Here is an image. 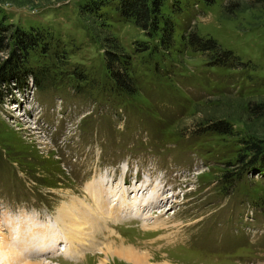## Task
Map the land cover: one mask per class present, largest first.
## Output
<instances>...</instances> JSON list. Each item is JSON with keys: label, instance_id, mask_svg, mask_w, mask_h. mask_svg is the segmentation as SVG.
I'll return each instance as SVG.
<instances>
[{"label": "rangeland", "instance_id": "obj_1", "mask_svg": "<svg viewBox=\"0 0 264 264\" xmlns=\"http://www.w3.org/2000/svg\"><path fill=\"white\" fill-rule=\"evenodd\" d=\"M89 2L0 0V238L16 229L52 245L41 233L70 235L57 218L68 206L86 223L83 236L61 237L71 257L44 259L19 241L21 257L5 264H131L110 251L148 264H264V162L248 146L264 139V106L253 108L264 103V0H162L168 46L162 21L144 30L120 15L121 0L96 14ZM17 31L42 38L21 50ZM194 31L242 66L216 64L189 44ZM110 44L132 93L107 68Z\"/></svg>", "mask_w": 264, "mask_h": 264}, {"label": "trees", "instance_id": "obj_2", "mask_svg": "<svg viewBox=\"0 0 264 264\" xmlns=\"http://www.w3.org/2000/svg\"><path fill=\"white\" fill-rule=\"evenodd\" d=\"M107 0H90L89 4L86 6L85 10L91 14H96L99 12V9L102 5L105 4ZM206 3L212 2V0H204ZM260 1V0H257ZM162 5V0H121L120 6L118 8L120 15L125 19H131L137 27L141 29H155L158 30L159 21L163 22L162 30L164 34L161 37L160 43L163 46H168L171 41L172 32H173V23L172 21L163 16L160 11V7ZM2 30V29H0ZM36 32L33 31H17L14 35L15 41H17L18 48L21 50H27L33 45H36L38 42L39 36H35ZM188 42L191 45L196 46L198 50L205 51L209 50L213 52L212 59L218 65H228L230 60H233L232 66H242V62H240L239 57L233 56L230 50H224L220 47V45L212 38H203L199 36L195 31L188 34ZM113 39V38H112ZM110 41V40H108ZM1 43V42H0ZM111 45V44H110ZM115 45H111L110 48L105 50L106 60H107V68L111 72V75L116 80V84L127 91L128 93H132V82L131 79L127 76V62H124L123 71L116 72L113 70L112 63H120L121 56L123 54H117L115 51ZM212 60V61H213ZM122 64L120 63V66ZM118 66V67H120ZM119 69V68H118ZM9 71V70H8ZM3 77L13 76V73L5 72L3 73ZM264 103L255 104L254 109L263 108ZM217 130H220L224 133H229L231 131V127L226 123L218 122L216 123ZM263 143V144H262ZM249 150L253 156V159L258 157V161L262 163L264 162V154L262 153V149L264 147V139H253L248 141Z\"/></svg>", "mask_w": 264, "mask_h": 264}, {"label": "bare ground", "instance_id": "obj_3", "mask_svg": "<svg viewBox=\"0 0 264 264\" xmlns=\"http://www.w3.org/2000/svg\"><path fill=\"white\" fill-rule=\"evenodd\" d=\"M142 186L141 185H139L138 187H136L135 189H134V193L136 194H138V192H140V191H142L140 188H141ZM89 191V190H88ZM90 192V191H89ZM126 192V191H125ZM127 193V192H126ZM130 193V192H129ZM142 192H141V196H142ZM91 195V194H90ZM95 196V195H94ZM149 200V198H140L139 200H137V204H138V206H137V208L140 210V209H145L144 207H146L149 203H142V202H147ZM151 200V199H150ZM149 202H151V201H149ZM140 203H142L141 204V206H140ZM77 207L78 206H68L67 207V209H65L62 213H61V215L60 216H58L57 218L59 219V221H62V222H64L65 224H67L68 225V227H67V229L69 230V233H70V235H67L66 234V238L68 239V237L69 238H72V235L73 236H81L82 234H83V232H84V224H86L85 222H84V224L83 223H81V222H83L82 220H83V216H82V213L77 209ZM147 209H150V207H148ZM146 210V209H145ZM116 215V214H115ZM128 215H130L131 217H133V218H136V217H134L133 215H131V214H129L128 213ZM126 216H127V213H126ZM136 219H139V220H143V217H140V218H136ZM27 222H25L24 224H26ZM17 224H18V222H17ZM24 224H23V226H24ZM62 224V223H61ZM29 226H31V228L32 227H34L33 225H30V224H28ZM37 226V225H36ZM28 227V226H27ZM43 227V226H42ZM35 228H37V227H34L33 229H35ZM41 228V227H40ZM1 229V228H0ZM31 230V232L33 233V231L34 230ZM27 230H28V228H27ZM26 230V231H27ZM42 230V229H41ZM43 231V230H42ZM17 232V230L16 229H14V230H12L11 231V233H10V235H9V237L7 238L8 240H9V242H6V240H4V239H1L0 238V241L2 242V244H0V264H5V263H7V262H9V261H11V260H17V259H19L21 256H20V254L22 253L21 251H18L19 250V248H16V246L18 247V244H16V242L17 241H23L25 244H28L26 247H25V249L24 248H22L23 249V251H25L26 250V253H29L30 251V249H27L28 247H32V249H37V250H43V248L44 249H48V250H46V251H52V256L53 255H55L54 254V250H56V249H58V245H59V243L58 242H60V239H61V237H62V235L61 236H58V233H57V228H50L49 229V227L46 229H44V232H42L41 233V235L42 234H47L48 236H50V235H53L55 238H54V240H53V242L52 243H54V244H52V245H49V243L51 242L50 241V239H52V238H50V239H48L47 238V240H41V238L40 237H38V238H40V240L41 241H36V242H34L32 239H28V238H26V240H25V237H19L18 236V232ZM29 232V231H28ZM36 232V231H35ZM21 233V232H20ZM40 233V232H39ZM29 234V233H28ZM40 234H38V236H39ZM47 236V237H48ZM83 236V235H82ZM73 239V238H72ZM75 239H77V238H75ZM30 240H32V242H29ZM68 242V241H67ZM31 249V250H32ZM108 249V248H107ZM59 250H61L60 249V247H59ZM58 250V251H59ZM70 249H65V246H64V249L63 250H61L62 252H63V255L64 256H70L71 257V255H69L68 253H73L75 250L77 251V249H75L74 248V250H70ZM19 252V253H18ZM61 252V253H62ZM24 253V252H23ZM44 253V252H43ZM110 255H111V258H118L119 260H121V261H128V262H131V264H148L147 262H146V260H147V254L146 255H144V254H139V253H136V252H134V251H124V252H119V251H116V252H112V251H110V253H109ZM28 256V255H27ZM103 263V262H102ZM35 264H48V263H41V262H39V263H35ZM104 264H107V262L105 263L104 262Z\"/></svg>", "mask_w": 264, "mask_h": 264}]
</instances>
